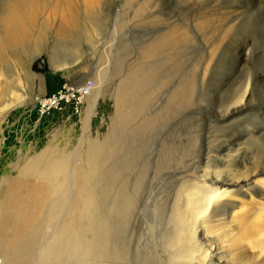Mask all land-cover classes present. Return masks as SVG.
<instances>
[{
	"label": "rangeland",
	"instance_id": "1",
	"mask_svg": "<svg viewBox=\"0 0 264 264\" xmlns=\"http://www.w3.org/2000/svg\"><path fill=\"white\" fill-rule=\"evenodd\" d=\"M50 1H30L26 14L30 25L18 29V43L5 47L0 54V109L12 98L19 97L17 106L0 113L2 179L13 178L14 165L28 164L48 146L54 148L56 157L62 152L68 154L73 168L83 166L80 153L88 143L95 141L99 147L103 145L104 133L111 126L113 92L118 83L124 135L129 134L132 125H137L135 134L145 146L139 165L124 172L130 190L136 189L132 178L144 160L155 161L160 150L173 158L164 164L158 155L162 168L155 184L147 191V196L151 193L149 203L157 220L161 218L165 223L176 205L180 185L176 179L180 172L188 176L190 171L205 165L206 153L216 157L224 141L234 139L249 128L264 126V0H70L77 16L82 18L86 10L87 18H92L83 21L86 31L82 27L70 37L60 27L64 19L61 2ZM3 3L0 0V7ZM110 17L116 18L115 31L107 26ZM92 21L102 27L103 35L108 34L96 43L86 38ZM229 24L236 27L223 42L219 41L222 28ZM175 26L179 31L173 30L176 33L172 42L166 34ZM179 34L184 39L178 40ZM214 47L217 53L209 62L204 85L199 86L198 70L208 62L206 55ZM33 55L36 58L31 61ZM62 60L67 61L65 68L58 67ZM150 72L156 73L152 86L146 84ZM191 76L194 84L192 88L185 86L187 92L180 104L170 102L172 91L180 83L186 84ZM88 78L95 79L97 87L86 98L82 111L75 113L66 107L39 114L38 97L54 92L65 82L77 84ZM248 79L254 81L252 104L246 112L225 119L222 116L228 111L233 94L241 91ZM147 117L154 121L144 124ZM243 147L248 152L251 150L247 144ZM258 181L260 188L247 185L233 197L236 203L224 216L227 223L211 222L215 225L211 227V237L223 246V251L227 249L245 256L246 264H264V255L259 254L261 248L254 246L264 236L258 237L251 229L261 224L260 214L254 213L264 202V185L260 184L261 179ZM235 214L241 215V219L235 218ZM140 231L139 239L135 234L131 238L133 244L139 242L134 264H157L162 230H153L155 234L145 228Z\"/></svg>",
	"mask_w": 264,
	"mask_h": 264
},
{
	"label": "bare ground",
	"instance_id": "2",
	"mask_svg": "<svg viewBox=\"0 0 264 264\" xmlns=\"http://www.w3.org/2000/svg\"><path fill=\"white\" fill-rule=\"evenodd\" d=\"M30 1L4 0L1 5L0 54L5 47L15 45L19 40L18 29L30 25L31 21L26 18ZM58 2H61L59 5L64 10L62 15L64 19L60 24L63 33L70 37L82 27L86 31L87 27L85 28L83 21L92 19L87 18L88 12L84 10L86 13L84 12L81 18L80 15L77 16L70 0ZM147 18L150 21L151 14ZM215 19L212 18L211 21ZM222 19L220 17L219 21ZM115 23L116 18L113 20L110 17L107 26L111 31H115ZM94 24L92 21L86 36L91 43L108 36L103 35L101 26ZM234 27L235 24L223 27L219 41L223 42ZM175 28L178 32L179 29L175 26L166 34L172 42L173 34L176 33L173 31ZM213 31H217V28L214 27ZM21 37L26 38L24 34ZM178 37V40L184 39L181 34ZM77 49L75 55L78 54ZM250 52L249 48L246 52L247 57ZM216 53L217 47L210 49L206 55L208 62L199 68L197 74L199 86L204 85L203 77L206 76L209 62ZM67 55L68 53L65 54L66 57ZM35 58L33 55L31 61ZM65 63L66 60L60 61L58 67L65 68ZM241 66L247 69L244 64ZM155 76L156 73H148L146 84L154 85ZM191 78L192 76L186 84L180 83L172 91L170 102L180 104L187 92V85L192 88L194 84ZM252 83L254 81L248 79L243 86L241 85L243 87L240 88L241 91L235 90L237 92L233 94L234 98L228 111L222 117L229 119L233 115L246 112L248 106L252 104ZM117 85L118 83L115 84L113 92L111 126L104 133L103 145L99 147L95 141H91L85 148V153H80L83 166L73 168L68 154L64 155L62 152V155L56 157L54 148L50 149L49 146L48 149L45 148V152H41L33 159L30 158L28 164L14 165L12 170L16 174L13 178L6 179L4 176L2 179L0 163L1 264H134V259L139 253L137 251L139 242L133 244L131 238L133 234L138 238L141 228L152 232L162 230L159 235L162 237L160 244L162 249L158 247L161 250L158 251L157 264H246L248 259L245 256L233 251L231 253L227 249L223 251V246L211 237V227L215 226L211 222H216V225L227 223L224 216L233 209L236 203L233 197L236 193L242 192L247 185L260 188L257 184L259 179L260 184L264 185V178H261L264 177V126L249 128V131L235 136L234 139L224 141L216 157L213 158L206 153V159L203 157L205 165L193 172L190 171L188 176H185V172H178L180 177L176 180L180 185L174 201L176 205L171 216L163 223V219V222L160 221L161 218L158 221L157 214L151 209L149 203L151 193L147 196V191L155 184V179L162 168L158 155L160 163L164 164H168L173 158L160 150L157 157L155 156V161L144 160L141 169L137 170L132 178L136 189L130 190L123 176L124 172L139 165V158L144 156L145 146L135 134L137 125H132L129 134L124 135ZM18 100L19 97L12 98L0 109V113L17 106ZM150 101L151 99H148V102ZM259 112L260 115L263 114L262 108ZM147 121L151 124L154 120L147 117L144 124H147ZM109 137L112 139L108 140ZM208 137L204 136V143ZM243 144L251 146V150L248 152ZM262 149L263 151H260ZM254 213L260 214L261 224L260 222L258 225L252 224L251 229L258 237L264 236V202L261 207L254 210ZM235 218L241 219V215L235 214ZM249 229L247 233L250 232ZM263 239L253 243L255 247L261 248L262 251L258 252L261 255H264Z\"/></svg>",
	"mask_w": 264,
	"mask_h": 264
},
{
	"label": "built area",
	"instance_id": "3",
	"mask_svg": "<svg viewBox=\"0 0 264 264\" xmlns=\"http://www.w3.org/2000/svg\"><path fill=\"white\" fill-rule=\"evenodd\" d=\"M95 87L96 81L93 78H88L77 84L65 82L54 92L38 99L39 114L45 115L55 110H63L66 107H70L72 111L79 113L85 98L91 94Z\"/></svg>",
	"mask_w": 264,
	"mask_h": 264
}]
</instances>
